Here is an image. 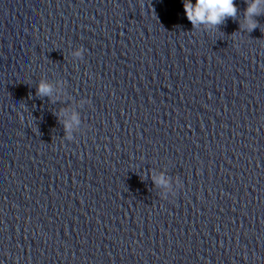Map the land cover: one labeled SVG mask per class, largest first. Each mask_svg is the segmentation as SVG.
Here are the masks:
<instances>
[{"label":"clouds","instance_id":"9594fccd","mask_svg":"<svg viewBox=\"0 0 264 264\" xmlns=\"http://www.w3.org/2000/svg\"><path fill=\"white\" fill-rule=\"evenodd\" d=\"M262 6H264V0H251L248 3L245 12L248 31H252L258 26L253 18L262 13ZM183 8L187 19L194 28L203 25L209 30L216 29L226 19L235 18L237 15L235 0H195V3L193 0H183ZM75 54L79 56L81 53L77 51ZM51 92L49 84L43 81L38 84V95L51 96ZM72 119L75 121L77 118L73 116ZM70 127V124H66V128ZM154 179L158 184L167 183L163 176Z\"/></svg>","mask_w":264,"mask_h":264}]
</instances>
